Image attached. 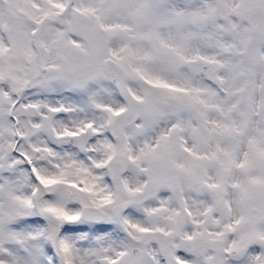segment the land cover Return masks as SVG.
<instances>
[{"label":"snow or ice","instance_id":"snow-or-ice-1","mask_svg":"<svg viewBox=\"0 0 264 264\" xmlns=\"http://www.w3.org/2000/svg\"><path fill=\"white\" fill-rule=\"evenodd\" d=\"M0 264H264V0H0Z\"/></svg>","mask_w":264,"mask_h":264}]
</instances>
